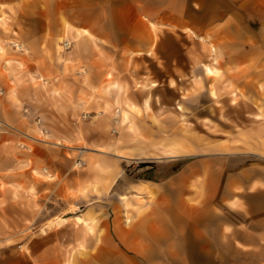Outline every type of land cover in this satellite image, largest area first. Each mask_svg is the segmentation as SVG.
Instances as JSON below:
<instances>
[{
	"label": "rangeland",
	"instance_id": "rangeland-1",
	"mask_svg": "<svg viewBox=\"0 0 264 264\" xmlns=\"http://www.w3.org/2000/svg\"><path fill=\"white\" fill-rule=\"evenodd\" d=\"M175 1L183 5L182 0ZM222 2L234 5L231 0ZM222 2L209 1L212 9ZM105 3L113 9L112 20L118 26L114 32L119 38L121 18L116 11L121 0H0V86L4 90L0 94V162L13 164L10 174L17 176L15 210L0 209V264H27L25 255L39 249L40 232L60 247L58 255L63 264H153L160 259L183 264L179 257L138 256L115 235L114 226L122 235L135 236L139 208L134 184L143 181L139 176L152 170L151 176L163 181L173 175L176 166L182 169L199 158H210L215 169L236 168L239 159L231 154L264 152L262 76L231 81L223 80L222 73L206 79L198 72L192 80L179 82L170 77L168 82L165 77L159 81L151 75L157 67L141 54V64H132L130 69L143 71L147 77L125 86L137 100H143L145 110L138 106L133 111L138 115L136 128L123 121L122 106L106 109V100L111 97L100 96L98 88L92 89L96 93L87 91L92 88L93 75L85 66L71 68L73 60L89 54L86 38L82 37L80 46L72 38L79 31L77 27H87L84 21L89 17L81 16V24L74 26L68 15L74 7L103 13ZM171 3L160 1L161 5ZM235 3L240 9L242 3L248 5L249 12L240 10V29L248 28L263 37V1ZM159 38L164 39L160 55L181 57L191 46L195 59L214 61L212 45L207 49L198 37L189 41L176 31L164 33L161 29ZM152 56L159 57L157 51ZM198 68L193 66V72ZM65 74L76 79L65 78ZM116 83L110 70L100 87L108 90ZM215 88L217 98L211 94ZM146 99L149 107L145 106ZM179 101L184 103L183 112L177 108ZM173 145H183L187 151L169 156L167 151ZM82 148L85 153L79 155ZM224 153L229 155L222 156ZM90 157L101 161L110 172L91 171ZM240 158L254 160V156ZM81 161L84 164L79 166ZM39 166L48 169L39 172ZM35 168L38 170L31 171ZM95 177L110 184L106 194L101 193L100 185L93 186ZM99 204L105 208L99 210L100 216L95 214V234L100 232L102 216H106L111 224V241L106 244L90 235L86 224L75 218L63 220L67 215H83ZM128 216L129 224L125 221ZM7 237L11 239H3Z\"/></svg>",
	"mask_w": 264,
	"mask_h": 264
},
{
	"label": "crops",
	"instance_id": "crops-1",
	"mask_svg": "<svg viewBox=\"0 0 264 264\" xmlns=\"http://www.w3.org/2000/svg\"><path fill=\"white\" fill-rule=\"evenodd\" d=\"M160 1L121 0L122 3L116 11L121 18L119 38L114 32L118 26L112 20L113 9L107 3L103 13L83 11L80 7L69 11L68 15L74 26L81 24V16L89 17V20L84 21L86 28L76 26L79 31L86 30L87 34L84 33L79 38L81 42L83 38L87 39L89 54L86 58L73 60L71 64L72 71L85 66L86 72L93 75L90 79L92 88L87 89L88 92L98 88L100 96L111 97V101L118 97L123 106L128 103L137 109L139 106L144 111L143 100H137L130 90H125V86H131L133 80L147 77L143 71L132 72L130 69L132 64H141V54H146L144 58L151 59L154 63L152 64L157 67L151 74L155 80L162 81L166 77L169 82L170 77H173L180 82L192 80L199 75L198 72L204 75L201 66L203 63L191 55V46H187L188 50L185 49L184 56L181 57L160 55L164 41L159 38L161 29L164 33L176 31L189 41L196 39L192 34L194 31L203 36V41L199 38L198 40L207 49L209 44L216 46L222 55L217 67L222 70L223 80H254L256 76L264 78V36L255 35L245 27L247 31L240 29L241 9L235 3L237 0H231L234 5H227L219 0L224 4L214 9L209 1L218 0H182L183 5H176L175 0L169 5H161ZM262 1L264 10V0ZM75 36L72 38L75 39ZM75 42L71 41L73 48ZM154 51L159 56L157 59L152 56ZM197 65L200 68L193 72V66ZM110 70L119 89L117 86L108 90L100 87ZM66 77L76 79L74 75L65 74ZM79 88L76 87L77 91ZM134 115L138 124V115ZM231 155L239 159L236 168L215 169L210 158H199L188 162L163 181L143 180L134 184L139 208L135 236L122 235L121 229L114 226L119 242L138 256L152 254L160 258L179 257L183 258V264H264V152L238 151ZM238 156H254V160L248 162V159ZM15 163L20 164L17 161ZM8 164L0 162V181L5 183L4 186L0 184V209L5 212L6 209L15 210L17 193V176L10 174L14 169L13 164ZM42 168L48 169L39 166V172ZM37 170L35 168L31 171ZM142 182H147L148 186H144ZM100 187L104 195L110 184ZM150 188L153 194L148 192ZM101 207L104 209L105 204L93 205L80 216L88 214L86 220L89 221L84 224L89 229L93 228V233L88 229L90 235H95L99 243L104 241L106 244L111 241V224L109 221L107 223L106 216H102L99 222L100 232L95 234V214L100 216ZM76 216L79 214L67 215L63 219ZM3 239L9 240L11 237ZM39 242V249H35L33 254L25 255L27 264H63L58 255L61 249L48 238V234L40 232ZM153 264L173 263L160 259Z\"/></svg>",
	"mask_w": 264,
	"mask_h": 264
},
{
	"label": "bare ground",
	"instance_id": "bare-ground-1",
	"mask_svg": "<svg viewBox=\"0 0 264 264\" xmlns=\"http://www.w3.org/2000/svg\"><path fill=\"white\" fill-rule=\"evenodd\" d=\"M200 9V6L199 8ZM224 9V7H223ZM241 10H248V5L247 3H242L241 4ZM86 33V30L84 31ZM261 33L263 34L264 36V25L263 27L261 28ZM87 34V33H86ZM192 34L195 35L196 37H198L200 40H204L203 36H199L197 33H195L194 31H192ZM80 35H82L81 32L77 31V34L75 36V41L77 42V45L80 46L81 45V41H80ZM68 44H70L68 42ZM3 47L0 46V50H2ZM212 53H213V62L212 63H203L202 64V68H203V73L206 77L208 78H217L220 76V74L222 73V70L217 67V63L219 62V58L222 56L221 53L218 51V49H216V46L212 45ZM175 83L173 82V85ZM157 84L156 83H153L152 86H156ZM117 88L119 89V86L116 85ZM211 94L213 97L217 98V89H212L211 90ZM114 105H118L119 107L120 106H123V103L121 102V100H119V98H115L114 100H106V104H105V108L108 109L109 111L111 110V108L114 106ZM145 106L146 107H149L150 104H149V99H146L145 101ZM177 108L183 112L185 110V106H184V103L182 101H179V104L177 106ZM122 118H123V121L125 123H129V126H131V128H136V115L133 114V110L136 109L135 106L131 105V104H128V103H124V106L122 108ZM137 113V112H136ZM186 150V147L183 146V145H180V146H176V145H173L170 147V149L167 151L168 155L169 156H178V154H181V153H185ZM85 153V150L82 148L80 149L79 151V155L81 154H84ZM88 168L91 170V171H94L96 173H107V172H110L109 168L104 165L101 161L97 160V159H93V158H88ZM103 179V180H102ZM100 178V177H95L94 179H92V182L94 185H104V184H108L107 181H105V178ZM144 186H148L147 182L144 183L142 182ZM144 187L142 186L141 190H143ZM148 192L150 194H153V191L152 189H148ZM88 214H86V216H76V220L80 223H87L89 220H86V217H87ZM63 220H66V218H64ZM126 223H130L131 221V218L128 216L126 217L125 219ZM119 228V227H118ZM117 228V231H119V229ZM90 232H94L93 228L90 227Z\"/></svg>",
	"mask_w": 264,
	"mask_h": 264
},
{
	"label": "trees",
	"instance_id": "trees-1",
	"mask_svg": "<svg viewBox=\"0 0 264 264\" xmlns=\"http://www.w3.org/2000/svg\"><path fill=\"white\" fill-rule=\"evenodd\" d=\"M180 169V166H176V168L173 170V174L176 173L178 170ZM153 171L152 170H147L146 172L142 173L139 177L142 179V180H146V181H155V182H158L159 179L157 178H153L151 176V173Z\"/></svg>",
	"mask_w": 264,
	"mask_h": 264
},
{
	"label": "built area",
	"instance_id": "built-area-1",
	"mask_svg": "<svg viewBox=\"0 0 264 264\" xmlns=\"http://www.w3.org/2000/svg\"><path fill=\"white\" fill-rule=\"evenodd\" d=\"M66 45H68L69 46V44H68V42L66 43ZM4 93V90H3V88H2V86H0V94H3ZM84 164V162H80L79 163V166H82Z\"/></svg>",
	"mask_w": 264,
	"mask_h": 264
}]
</instances>
